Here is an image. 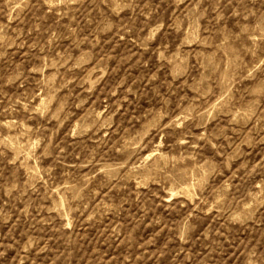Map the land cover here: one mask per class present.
Instances as JSON below:
<instances>
[{
	"label": "rangeland",
	"instance_id": "rangeland-1",
	"mask_svg": "<svg viewBox=\"0 0 264 264\" xmlns=\"http://www.w3.org/2000/svg\"><path fill=\"white\" fill-rule=\"evenodd\" d=\"M0 264H264V0H0Z\"/></svg>",
	"mask_w": 264,
	"mask_h": 264
}]
</instances>
